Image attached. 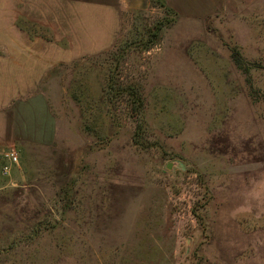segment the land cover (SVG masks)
I'll list each match as a JSON object with an SVG mask.
<instances>
[{"label":"rangeland","instance_id":"1","mask_svg":"<svg viewBox=\"0 0 264 264\" xmlns=\"http://www.w3.org/2000/svg\"><path fill=\"white\" fill-rule=\"evenodd\" d=\"M208 1L119 11L110 49L49 61L32 89L48 141L0 147L17 154L8 176L0 158V264H264V0ZM27 10L0 0V47H72L58 9Z\"/></svg>","mask_w":264,"mask_h":264},{"label":"crops","instance_id":"2","mask_svg":"<svg viewBox=\"0 0 264 264\" xmlns=\"http://www.w3.org/2000/svg\"><path fill=\"white\" fill-rule=\"evenodd\" d=\"M165 2L168 7H173L190 17L201 16L212 8L208 0ZM148 3L149 0H25V7L32 13L24 16L28 23L48 24V11L50 8L58 9L62 15L61 20L67 27L63 37L72 47L56 52L16 45L9 48L0 47V147L3 141L19 146L33 143L31 138L34 136L42 139L45 135L47 142L50 124L54 118L50 98L44 90L34 93L32 89L46 87L49 79V61H57L55 56L89 57L110 49L120 24L119 11L143 10L147 8ZM13 8H16V5ZM80 8L86 13L87 29L79 28L81 23L75 9ZM57 17L53 16V19L58 21ZM75 27L80 29L81 34L72 31ZM11 28L13 27L10 26ZM16 38L15 35L14 39ZM12 152L17 157L16 152Z\"/></svg>","mask_w":264,"mask_h":264},{"label":"built area","instance_id":"3","mask_svg":"<svg viewBox=\"0 0 264 264\" xmlns=\"http://www.w3.org/2000/svg\"><path fill=\"white\" fill-rule=\"evenodd\" d=\"M1 160L4 162L1 166V173L4 176H8L11 172V168L17 162V157L13 152H4L0 155Z\"/></svg>","mask_w":264,"mask_h":264},{"label":"trees","instance_id":"4","mask_svg":"<svg viewBox=\"0 0 264 264\" xmlns=\"http://www.w3.org/2000/svg\"><path fill=\"white\" fill-rule=\"evenodd\" d=\"M233 60H234V62L236 63V64H238V66H242V61L240 60V57L238 56V55H235L234 57H233ZM245 73H246V71H244Z\"/></svg>","mask_w":264,"mask_h":264}]
</instances>
